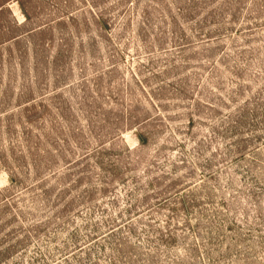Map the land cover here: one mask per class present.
I'll use <instances>...</instances> for the list:
<instances>
[{
  "label": "rangeland",
  "instance_id": "1",
  "mask_svg": "<svg viewBox=\"0 0 264 264\" xmlns=\"http://www.w3.org/2000/svg\"><path fill=\"white\" fill-rule=\"evenodd\" d=\"M0 264H264V0H0Z\"/></svg>",
  "mask_w": 264,
  "mask_h": 264
},
{
  "label": "trees",
  "instance_id": "2",
  "mask_svg": "<svg viewBox=\"0 0 264 264\" xmlns=\"http://www.w3.org/2000/svg\"><path fill=\"white\" fill-rule=\"evenodd\" d=\"M137 135H138L139 140H141L142 142L146 140V135L142 131L137 130Z\"/></svg>",
  "mask_w": 264,
  "mask_h": 264
}]
</instances>
